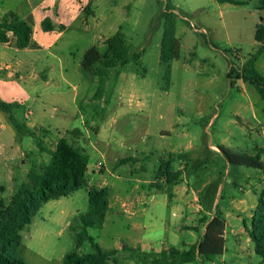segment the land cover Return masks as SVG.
<instances>
[{
  "label": "rangeland",
  "instance_id": "obj_1",
  "mask_svg": "<svg viewBox=\"0 0 264 264\" xmlns=\"http://www.w3.org/2000/svg\"><path fill=\"white\" fill-rule=\"evenodd\" d=\"M111 1L98 0L95 4L102 13L114 5L130 4V16L119 24L120 32L130 55L141 57L138 65L130 59L127 65L115 67L125 72L127 94L120 95L116 75H112L109 106L98 112L103 106L95 97L98 80L81 70V79L75 78L70 88L54 91L51 106L56 108L55 117L72 114L70 126L84 132L75 108L81 110L92 150L85 139L74 145L89 155L86 182L108 190L110 208L105 221L101 228L89 229V236L104 251L115 250L111 264H154L155 254L161 257V252L155 251L162 249L165 255L160 264H258L260 258L255 254L253 243L245 242V234L238 242L231 226L226 228L222 256L182 263L174 252L186 251L201 239L203 221L211 220L210 211L218 212L223 219L229 213L232 218L226 223L243 227L234 219L239 200L247 207L246 213H252V218L242 216L246 226L250 229L252 221L258 224L255 206L264 185L260 181L264 177V100L250 84L244 83V91L240 90V83L231 87L227 74L229 59L241 66L257 53L254 33L258 25L264 24L262 0H233L234 4L217 0H170L173 7L170 21L174 22L180 49L178 59L169 67L168 77L166 65L159 60L161 37L167 23L163 16L165 1L114 0L113 5ZM95 4L91 7L93 11ZM68 45L67 51H73L69 60L77 62L90 44L77 41ZM100 51L104 52V47ZM255 69L264 75V54L257 56ZM129 91L136 94L130 103ZM75 93L77 97L73 101ZM117 103L126 112L124 117L116 116ZM252 105L254 119L249 109ZM28 110L22 104L12 114L22 118ZM93 128L105 132L97 136ZM159 130L169 134L159 137ZM145 131V143L131 142L134 136L144 137ZM105 142L122 156L131 153L126 148L129 143L135 146L132 152L144 149L147 158L140 161L142 169L125 164L113 170L106 162L102 173L94 172L99 159L95 147L102 148ZM221 148L257 158L263 168L230 165ZM31 161L27 160L23 167L29 169ZM173 163L182 164L181 176L167 184L163 172L168 166L169 172L174 173ZM16 166L22 167L18 161ZM14 172L16 183L4 184L5 190L0 191L5 206L25 179L17 167ZM201 185H204L202 208L205 211L200 214L186 211L179 192L185 189L191 194ZM87 208L86 187L42 205L20 233L16 258L26 264H63L62 258L67 254L93 253L88 243L76 247L79 228L74 227L79 225L77 218ZM202 217L205 219L201 220Z\"/></svg>",
  "mask_w": 264,
  "mask_h": 264
},
{
  "label": "crops",
  "instance_id": "obj_2",
  "mask_svg": "<svg viewBox=\"0 0 264 264\" xmlns=\"http://www.w3.org/2000/svg\"><path fill=\"white\" fill-rule=\"evenodd\" d=\"M95 1L98 0H0V18L4 14L11 12L20 20L27 23L32 31L29 44L24 49H18L16 40L11 34L8 35V42H0V102L15 104V110L22 104L26 108H30V110L23 113L22 118H18L12 114L14 109L11 115L19 124H23L31 130V134L18 136L9 119V114L0 111V191L5 190L4 184L12 186L16 183L15 167L19 170L20 176H25L21 184L26 181V175L31 169L42 171L50 161L57 141L62 137H66L69 140L72 139L73 141L71 143L74 144L79 143L81 139H85V141L89 142L90 149L92 150L89 130L86 129V123L82 117L81 110L78 107L75 108L77 111L76 117L79 115L81 124L84 125V132L70 126V120L73 118L72 114L65 113L61 117H55L53 111L56 108H51V106L55 90L59 92L62 89L63 91L64 88H70L72 86L75 78L77 80L81 79L80 62L84 52L90 47H96L99 51L102 47L105 49V41L118 32L121 29L119 24L126 22L130 16L131 10L129 3H125L129 6H124L123 4L111 6L107 13H102L100 7L98 5L96 6ZM111 2L113 5L114 0ZM93 3L95 4L94 11L91 8ZM88 6L89 10L86 12L84 9ZM114 15L119 16V18ZM45 18H49L55 25L63 26L64 29L62 31L44 32L40 27V23ZM77 41L88 42L90 45L83 49L77 62H71L69 58L73 51H67L70 46L68 44H73ZM100 53L104 54L105 51H100ZM140 59L141 57L138 60L132 59V61L138 65ZM113 69L108 71L107 81L102 91L95 96L96 99H100L103 103V106H100L98 112L109 106L107 98L109 93H112L110 91V77L112 75H116L117 80L115 81L119 83L117 87L120 95L124 96V94H127L124 83L126 79L124 70L118 68ZM237 83H240V90L244 91V83L241 81ZM128 94L130 95H128V101L130 103L134 99L133 97L136 98V94L134 91H131V93L129 91ZM76 97L77 94L75 93L72 100L75 101ZM249 109L254 119L255 112L253 105ZM115 110L117 117H124L126 115V112L121 109L118 103L115 105ZM98 112H94L95 115ZM110 125L111 127L114 126V124ZM245 126H247V123H245ZM91 130L97 136L105 132L104 130H100V128H93ZM243 131L245 132V128H243ZM143 134L144 137L142 138L134 136L131 142L136 140L145 143L147 140L145 138L147 131ZM168 134L169 132L165 130L158 131L159 137H164ZM102 145V148L95 147V152L98 154L99 159L95 165L97 170H94V172L98 171L102 173L106 162L110 163L113 170L125 164H130L131 167L138 165L142 169L140 161L147 158L144 149L141 152H132L135 146L131 143L127 144L126 147L131 153L123 156L118 155L117 151L110 149L113 146L109 142H105ZM120 145L122 146L124 144L121 142ZM29 159L32 160L30 162V168L25 169L23 164H26V161ZM121 159H128L129 161L125 164L117 165V161ZM17 161L21 163L22 167L16 166ZM169 165L172 166L171 161ZM173 167L174 172L181 171L182 164L173 163ZM260 181L264 183V177H261ZM152 182H149V184ZM103 184L106 186L107 183L104 182ZM86 185L87 187H93L87 182ZM95 187L104 188L108 193L105 187ZM203 189L204 185H201L196 191H192L191 194H188V191H185V189L181 192L178 190L175 191L180 193L186 211L189 209L196 214H200L205 211L202 208ZM263 190L264 185L261 193ZM237 203L236 210L238 214L234 215V219L237 222H241L243 227H240L238 224H227L226 220L232 217L229 213H226L224 216L225 230L223 238L225 240L227 226H231V233L236 240L239 242L241 236L245 234V242L248 243L250 242L247 236V229L249 228L246 226L245 219L242 216L245 215L248 218H252V213H246L247 207L243 205L242 200L237 201ZM109 208L110 205L108 203ZM130 214L132 215V212ZM216 214L218 212L214 213L210 211V219ZM200 219H205V217ZM207 222L206 219L203 224V232ZM145 246L143 245L142 248H145ZM161 251H155V253ZM156 258L157 255L155 254L152 261Z\"/></svg>",
  "mask_w": 264,
  "mask_h": 264
},
{
  "label": "trees",
  "instance_id": "obj_3",
  "mask_svg": "<svg viewBox=\"0 0 264 264\" xmlns=\"http://www.w3.org/2000/svg\"><path fill=\"white\" fill-rule=\"evenodd\" d=\"M161 1V0H159ZM164 18L166 27L163 31L160 42L159 60L167 67L166 77L169 76L171 63L178 59L180 43L175 37L173 18V7L170 0H164ZM220 3H232L233 0H217ZM264 6V0H262ZM86 12L89 6L84 9ZM40 27L44 32L62 31L61 25H55L49 18L41 21ZM11 34L18 49L28 46L32 34L30 26L20 20L15 14L9 12L0 18V42L6 43ZM254 41L258 44L256 55H251L241 65L238 66L228 60L229 72L227 78L231 87H235L238 81L252 85L260 98L264 100V75L255 69V61L258 55L264 54V24L255 28ZM105 53L101 54L98 48L90 47L87 49L80 62L81 70L98 80V93H100L107 81L108 71L117 66H125L130 59L138 60L139 55H130L124 35L116 32L112 37L105 41ZM97 96V95H96ZM15 104L0 102V111L9 114V119L13 124L18 136L31 134V130L23 124H19L11 115ZM75 133V132H69ZM220 152L230 165L261 169L262 164L259 159L248 157L243 154L233 153L221 148ZM89 157L86 152L66 137L60 138L55 146V150L50 161L42 171L31 169L26 175L16 193L11 197L7 206L0 198V264H26L16 258L17 249L20 246V233L30 224L31 219L45 203L68 197L86 187L88 194L87 211L77 218L79 228L76 232V247L80 248L88 243L94 250L91 254H78L76 252L63 256V264H111V256L115 250L104 251L94 242L88 234L89 229L101 228L108 210L107 191L104 188L87 187L85 173ZM128 159L117 161V165L128 162ZM162 170V168H161ZM164 181L171 184L181 176V171L169 172L168 166L164 169ZM171 173V174H170ZM167 175L169 177H167ZM255 216L258 224L251 222V228L247 229L248 238L253 243L255 254L260 258L258 264H264V192L259 196L255 209ZM205 221H203L204 223ZM246 229V227H244ZM225 230V220L221 214H216L209 220L205 227L201 239L188 250L174 252L182 263H190L196 258L210 260L224 253L223 238ZM165 252L161 251V257L153 260L154 264H160Z\"/></svg>",
  "mask_w": 264,
  "mask_h": 264
}]
</instances>
